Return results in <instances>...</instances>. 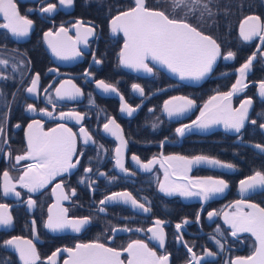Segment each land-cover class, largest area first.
I'll return each instance as SVG.
<instances>
[{
  "label": "flooded vegetation",
  "instance_id": "flooded-vegetation-1",
  "mask_svg": "<svg viewBox=\"0 0 264 264\" xmlns=\"http://www.w3.org/2000/svg\"><path fill=\"white\" fill-rule=\"evenodd\" d=\"M130 1L132 2L125 4L123 0H114L115 11L109 13L106 20L94 8L96 0H74L71 6H61L58 0H14L20 15L33 21L29 35L16 38L7 29L0 28V59L8 61L7 65L0 64V125L4 128L3 135H0V204L8 205L7 212L13 217L10 227L0 226V264H23L15 248L3 244V240L12 237H21V243L23 240H32L40 256L36 264H50L47 257L57 249H61V252L54 259L56 264H63L67 258L63 249L97 241L108 247L123 249L132 241L141 240L157 256L168 255V264H188L191 260L188 248L197 256H203L205 251L216 253L214 256H205L200 264H235L238 257L253 256L259 246L252 233L239 232L233 236L224 213L231 217L237 211L235 202L240 200L264 208V189L257 188L243 194L239 191L241 180L256 171L264 172V155L245 143L264 145V130L259 128V124L264 123V100L259 98V85L256 84L264 80V44L260 43L258 37L252 41H244L240 35V25L248 16H259L260 25L264 28V0H201L195 6L194 13H188L187 22L215 39L221 46L222 55L228 51L235 53L232 59L219 58L212 73L197 85L184 84L171 78L156 68L152 61L149 66L153 67V73L142 76L122 67L119 54L125 38L122 32H111L110 21L119 12L134 6L133 0ZM48 3L56 4V10L52 13L41 12L40 9ZM205 4L212 14L205 12L201 19ZM147 5L164 10L166 14L171 8L169 0H147ZM186 11L181 6L176 10L175 17L184 18ZM79 20L82 23L77 25ZM4 23L6 21L0 15V24ZM73 25H77L81 32L86 26L93 27L95 32L88 37L87 47L83 43L77 44L82 56L64 60L53 53L44 33L51 31L55 34L63 26L68 29L67 36L61 33L59 37L53 35L50 39L54 42L69 37L76 40L77 27ZM253 53L257 55L252 70L245 75L244 83L247 87L235 97L234 103L237 105L244 98H252L254 105L249 121L255 119L257 124L248 122L239 134L223 130L204 134L201 130H195L185 133L183 137L179 136L175 129L194 121L211 97L228 92L224 90L230 85L231 75L234 76L231 82L233 85L237 79V69ZM96 60L102 62L96 63ZM37 73L40 76L38 93H29L26 89L32 86ZM97 80H104L117 91L101 92L96 84ZM65 81L71 83L64 84ZM61 84H64L66 90H71L72 85H75L83 95L75 99H59L55 89ZM134 84L144 89L143 95L132 88ZM182 96L194 100L195 105L182 115L169 118L163 110L164 102L172 97ZM125 102L134 108L139 105L131 116L120 111ZM29 104L34 105L37 110L29 111ZM39 109H47L52 115L48 116ZM61 112L85 115L83 120L77 121L67 116L60 117ZM109 118H114L120 125L127 141L123 155L128 173L121 172L115 166V150L120 147V140L104 131L103 125ZM33 121H39L44 132L64 125L76 133L77 155L72 159L73 162L79 159V164L69 173L57 176L56 180L37 192L29 193L18 181L25 166L36 161L29 159L17 162L15 157L25 154L28 125ZM17 124L19 127H16ZM81 127L89 132L95 143L84 144L79 133ZM35 131L34 125L33 132ZM133 155L139 157V162L131 159ZM169 156H207L231 163L235 167L221 170L200 164L193 165L191 171L185 174L178 168L176 161L164 159ZM154 158L155 163L151 168L144 169L143 165ZM88 167L92 171L86 173L84 169ZM5 171L16 185V191L20 192L19 197L3 195ZM99 173L107 175L101 176ZM185 175L189 179H224L229 186L222 194L208 201H203L200 197L167 195L160 190V183H185ZM113 176L116 177L115 180L110 179ZM84 177L87 179L81 183ZM89 181L94 183L89 185ZM61 182L63 191L69 196L63 203L64 208L68 209V217H91V222L77 234L69 233L71 230L53 232L45 227L48 209L53 207L55 196L61 190L55 188V185ZM72 189H75V195H72ZM124 191L131 192L151 211L145 213L123 203L106 202L105 205H100L99 201L105 196ZM29 197L36 201L32 208L25 203ZM101 207L106 211H99ZM242 211L248 212L250 209L245 207ZM208 212L219 214L209 218ZM157 219L165 221L161 226L166 236L163 247L158 241L151 239L152 234L147 231L154 227ZM185 219L189 222L182 224L181 229L177 230L175 225ZM114 228L121 230L113 232ZM125 228L132 231L122 230ZM181 236L182 239H179ZM217 240L220 244L216 243ZM121 258L126 261L127 253Z\"/></svg>",
  "mask_w": 264,
  "mask_h": 264
},
{
  "label": "snow or ice",
  "instance_id": "snow-or-ice-1",
  "mask_svg": "<svg viewBox=\"0 0 264 264\" xmlns=\"http://www.w3.org/2000/svg\"><path fill=\"white\" fill-rule=\"evenodd\" d=\"M171 8L166 14L164 10H158L148 7L147 0H133L132 7L119 12L118 15L111 20V32L113 34L123 33L125 38L123 49L120 52V62L126 67L132 68L136 71H143L145 73H153V67L149 64L155 61L157 64L167 68L171 72L177 74L181 79L201 80L209 75L213 66L219 58L225 60L235 57V53L228 51L222 55L221 46L209 35H205L196 26L187 22L188 13L195 11V6L201 3V0H169ZM61 6H71L74 0H58ZM183 6L187 9L184 18H176L175 12ZM57 5L48 3L46 7L40 9L44 13H52L56 10ZM207 12L211 15V10L208 5H204V11L201 12L200 18L203 19L204 13ZM0 15L6 21L0 24V28L7 29L13 37L21 38L29 35L32 28L33 21L28 19L27 16H21L14 0H0ZM259 16H248L240 25V35L244 41H252L254 38H259L260 43L264 44V28L260 25ZM82 23L77 21V25ZM73 25V27H77ZM247 25V28L245 27ZM68 29L61 26L59 31L53 34L51 31L45 32L44 37L51 47L53 53L64 60L74 59L80 57L83 53L77 47L78 43H83L85 47L88 44V37L92 36L95 32L93 27L81 29L77 27L76 40L70 37L66 40L50 39L53 35L59 37L61 33L67 36ZM257 53H253L248 58L247 62L238 70L241 77L244 76L246 71L252 65L253 60L256 58ZM95 59V57H94ZM96 63L102 61L96 60ZM0 64L7 65L8 61L0 59ZM15 68V65H13ZM2 75V73H0ZM91 75V73H88ZM40 79L39 73L36 74L32 80V86L27 88L29 93H38V81ZM70 81H65L64 84H70ZM64 84L55 89L56 96L59 99H75L82 96L81 89L72 85L71 90H66ZM98 88L102 89L105 93L115 92L117 89L106 83L104 80H97ZM247 85L242 83L241 79H237L236 83L232 85L231 90L226 93H218L216 96L210 98L209 102L204 105L200 115L191 124H185L175 129L179 136L183 137L187 131L193 128L208 129L214 125L223 124L224 128L233 131L237 134L241 133L245 127V123L257 124V120L249 121V108L252 105V100L247 99L243 101L239 108L233 109L231 107V98L235 93L243 91ZM132 88L139 92L140 95L144 94V89L138 85H132ZM47 91V90H45ZM259 94L264 97V80L259 82ZM51 102V98H49ZM123 100V96H121ZM217 101V103H213ZM90 103L93 101L90 100ZM195 105V101L186 97H172L164 102L163 110L167 113L168 117L179 116L191 109ZM55 108V104L52 105ZM139 107H132L128 103L121 105L120 111L131 116ZM29 111H36L34 105L27 106ZM45 112L46 115L51 116L52 113L47 109H39ZM151 111V110H150ZM85 114L78 112H61L60 117H69L77 121L84 119ZM264 118V115H262ZM35 125L36 131L33 132ZM16 127H19L17 124ZM155 128L156 125H153ZM259 128L264 130V123L259 124ZM29 134L27 137L26 152L24 155H17L15 160L17 162L22 160H34L36 163L27 164L25 166L23 175L19 177V183L23 188L28 189L29 193H35L39 189L54 180L57 176L63 173H69L79 164V159L73 162V156L76 153V133L64 125H58L56 128L49 129L44 132L43 125L39 121H33L28 125ZM103 129L105 132L111 133L120 140V147H117L115 152V166L121 172L128 173L129 169L125 167L123 149L127 145V141L122 135L120 125L116 123L114 118H109L107 123H104ZM4 128L0 125V135H3ZM83 138L84 144L89 142L95 143L89 132L81 127L79 130ZM163 143V142H161ZM255 148L264 152V145L255 144ZM103 146L101 145V148ZM10 155V153H9ZM83 155V153H80ZM133 161L139 162V157L133 155ZM164 159L176 161L177 166L185 174L191 171L193 165L207 164L217 166L220 168L233 169L235 165L218 159L207 156H169ZM155 163V158L148 161L143 165L144 169H150L152 164ZM84 171L89 173L92 171L91 167L85 168ZM174 174V173H173ZM101 176H106V173H99ZM3 195L10 194L16 197L20 196V192L16 191V185L11 182L9 173L5 171ZM87 177L81 179L84 183ZM115 180L116 177L110 178ZM185 183H160V190L167 195L179 194L182 197H200L203 201H208L218 194H222L228 188V182L224 179L197 178L189 179L187 175L183 177ZM168 181V173L165 171V182ZM94 181H89V185ZM56 188L61 189L60 195L57 196V204L48 209V218L45 227L53 232H63L71 230L73 232H80L86 225L91 222V217L85 216L82 218H69L67 208H59V211L53 213L54 207H59L61 200H68L69 196L63 192V182L56 185ZM257 188L264 189V172L256 171L253 175L248 176L246 179L239 182V191L241 194L254 191ZM55 192L56 189H53ZM72 195H75V189H72ZM123 203L131 205L134 209H140L143 212H150L151 209L146 207L144 203H140L131 192H113L111 195L105 196L100 205L105 203ZM29 208L36 205V201L31 197L25 202ZM237 211L231 217L224 213L225 221L231 226L232 235L236 236L239 232H249L255 236L259 246L255 249L254 255L249 257H238L235 264H264V208L257 204L249 203L245 200L236 201ZM248 208L250 211L244 212L243 208ZM8 205L0 204V226L4 228L10 227L13 223V217L7 212ZM99 211L104 212L106 209L101 207ZM219 213L208 212V217L211 218ZM199 216H197V220ZM187 219L182 223H177L175 228L181 229L182 224H187ZM35 225V221H32ZM165 221L157 219L153 228L147 229L150 232L151 239L159 242L163 247L165 241V232L161 227ZM121 229H113L116 232ZM124 231H132V229H122ZM142 229H137L141 231ZM219 231V229H217ZM182 239L181 237H178ZM215 240V237H212ZM21 237H12L11 239L3 240L5 246H11L19 253V258L23 264H36L40 260V256L36 251V246L32 240H23ZM186 243V242H185ZM220 244V241H216ZM222 247V245H221ZM61 249H57L51 256L47 257L50 264H56L54 259ZM63 251L69 253L68 259L63 261V264H168V255L157 256L156 252L149 249L148 245L141 240L132 241L123 249H116L108 247L100 242H91L87 244H76L74 248H65ZM191 253V260L188 264H200V261L205 256H214L216 253L205 251L203 256H197L191 248H188ZM127 253L126 261L121 257Z\"/></svg>",
  "mask_w": 264,
  "mask_h": 264
},
{
  "label": "water",
  "instance_id": "water-1",
  "mask_svg": "<svg viewBox=\"0 0 264 264\" xmlns=\"http://www.w3.org/2000/svg\"><path fill=\"white\" fill-rule=\"evenodd\" d=\"M118 15V14H117ZM112 20V19H111ZM79 21H81V20H79ZM110 26H111V21H110ZM86 28H87V26H86ZM123 34V33H122ZM206 35V34H205ZM72 39V38H71ZM124 45V44H123ZM122 49H123V47H122ZM121 49V50H122ZM219 60V59H218ZM218 60L216 61V64H217V62H218ZM256 60V58L253 60V62H252V65H253V63H254V61ZM154 64H155V67L156 68H158V69H160V70H162V71H164L168 76H170L171 78H173V79H175V80H177V81H179V82H182V83H184V84H188V85H197V84H200L203 80H205L209 75H207L206 77H204L203 79H201V80H192V79H181L177 74H175V73H173V72H171L170 70H168L167 68H165V67H163V66H161V65H159V64H157L155 61H152ZM216 64L213 66V69L215 68V66H216ZM122 65V67L125 69V70H127V71H129V72H131V73H133V74H135V75H139V76H142V75H144V74H146L145 72H143V71H136V70H134V69H132V68H129V67H126V66H124L123 64H121ZM252 65L250 66V68L246 71V73L244 74V76L243 77H241V75H240V73H239V69L241 68H238L237 69V79H241L242 80V83H244V81H245V75L248 73V72H250L251 70H252ZM213 71V70H212ZM237 79H236V81H237ZM236 81H235V83H236ZM234 83V84H235ZM245 84V83H244ZM257 85H259V82H257L256 83ZM99 90H101V92H103V93H105L102 89H100V88H98ZM230 90H231V88H230ZM229 90V91H230ZM241 93V91L240 92H238V93H235L233 96H232V98H231V107L233 108V109H236V108H239V106H240V104L243 102V101H245V100H247V99H251L252 100V105H251V107L249 108V112H248V115L250 116V113H251V111H252V107H253V105H254V100L252 99V98H244V99H242L237 105H235V103H234V99H235V97L236 96H238L239 94ZM110 94V93H109ZM258 95H259V98L261 99V100H264V97H261L260 96V94H259V88H258ZM213 103H217V101H214ZM197 119V118H196ZM195 119V120H196ZM194 120V121H195ZM193 122V121H192ZM192 122H190V123H188V124H191ZM248 122L246 121V123H245V126H246V124H247ZM195 130H201L202 131V133H209V132H212V131H216V130H223V131H226V132H228V133H232V134H236L235 132H233V131H229V130H226L225 128H224V126H223V124L221 123V124H218V125H214V126H212V127H210V128H208V129H198V128H193L192 130H190V131H187L186 133H190V132H194ZM247 145H249L250 147H252L254 150H256L257 152H259V153H261V154H263L264 155V152H261L259 149H257V148H255L253 145H255V144H253V143H248V142H245ZM214 168H217V169H221V170H227L226 168H220V167H217V166H213ZM57 179V177L54 179V180H56ZM58 183H56V185H57ZM56 185H55V188H56ZM60 192H61V190H59L58 191V195H60ZM64 192V191H63ZM66 192H64V194H65ZM65 201L64 200H61L60 202H59V207H54L53 208V213H56V212H58L59 211V208H64V206H63V203H64ZM57 204V196H55V201H54V204L53 205H56ZM126 205H128V204H126ZM69 233H73V234H77V233H79V232H73V231H71V232H69ZM91 243V242H90ZM87 244V243H86ZM61 252V251H60ZM65 252V251H64ZM66 254H67V258L66 259H68V257H69V253L68 252H65Z\"/></svg>",
  "mask_w": 264,
  "mask_h": 264
},
{
  "label": "trees",
  "instance_id": "trees-1",
  "mask_svg": "<svg viewBox=\"0 0 264 264\" xmlns=\"http://www.w3.org/2000/svg\"><path fill=\"white\" fill-rule=\"evenodd\" d=\"M96 2H97V5H96V7H94L96 10H97V12H101L102 13V17L104 18L105 17V19L107 20V15L109 14V13H111L112 11H115V8H114V0H96ZM112 2H113V4H112ZM123 2L125 3V4H127V3H130V2H132V1H130V0H123ZM98 7V8H97ZM102 18V19H103ZM105 25V24H104ZM106 28H107V26H106ZM233 75H231V78H230V81H229V87L226 89V90H224V92H226V91H229L230 90V88L232 87V84H231V82H232V80H233ZM238 101V100H237ZM235 153H236V150L234 151Z\"/></svg>",
  "mask_w": 264,
  "mask_h": 264
}]
</instances>
